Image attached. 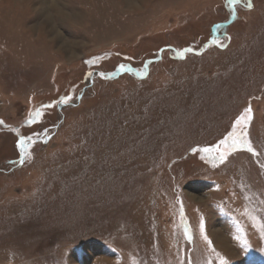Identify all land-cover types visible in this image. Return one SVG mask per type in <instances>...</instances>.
<instances>
[{
    "label": "rangeland",
    "instance_id": "obj_1",
    "mask_svg": "<svg viewBox=\"0 0 264 264\" xmlns=\"http://www.w3.org/2000/svg\"><path fill=\"white\" fill-rule=\"evenodd\" d=\"M0 121V264H264V0H0Z\"/></svg>",
    "mask_w": 264,
    "mask_h": 264
},
{
    "label": "snow or ice",
    "instance_id": "obj_2",
    "mask_svg": "<svg viewBox=\"0 0 264 264\" xmlns=\"http://www.w3.org/2000/svg\"><path fill=\"white\" fill-rule=\"evenodd\" d=\"M229 2L236 3L237 0H229ZM249 7H252V5L249 4ZM217 28H219V25L217 26ZM185 51H190V49H186ZM179 55H182V53H179ZM120 70L121 71H131V69H127L126 66L123 64L120 65ZM101 75H105V73H101ZM112 75H114V73ZM68 99H69L68 97H64L62 98L61 102L66 103ZM250 113H251V109L245 108L244 111L239 116H237V118L235 119L232 125V131L229 132L225 138L221 139L218 142V144L212 145L211 147H203L200 149L201 152L208 155V157L210 158V162L213 163V166H215L216 163H222L227 158L229 153H231L232 151H235L237 148L247 146V150L249 152L254 151L249 141L247 140V135L245 131L247 122L251 120ZM40 115H41V112L39 109H37L35 112L30 113L28 122L29 123L33 122L35 118L39 117ZM0 123H2V121H0ZM237 129H239L240 131L237 132ZM28 139H31V138L21 137V139L18 141V147L20 148L21 153L24 156L27 155L25 149H26V141ZM221 148H223V150H221ZM193 151H196V149H193ZM20 163H24L23 158L20 160ZM181 212H182V209H181ZM253 220H255V217H253ZM200 232H201V235L203 236L204 235V219L203 218H201V221H200ZM184 234L188 239H191V237L188 235V229H187L186 223H185ZM204 239L207 240V236H204ZM244 246H247L246 241L244 242ZM217 255L219 256L218 253ZM220 260H221V264H224L223 257H220Z\"/></svg>",
    "mask_w": 264,
    "mask_h": 264
},
{
    "label": "bare ground",
    "instance_id": "obj_3",
    "mask_svg": "<svg viewBox=\"0 0 264 264\" xmlns=\"http://www.w3.org/2000/svg\"><path fill=\"white\" fill-rule=\"evenodd\" d=\"M40 2H41V4H45V3H47V0H40ZM219 238L221 239V241H222V238L219 236Z\"/></svg>",
    "mask_w": 264,
    "mask_h": 264
},
{
    "label": "water",
    "instance_id": "obj_4",
    "mask_svg": "<svg viewBox=\"0 0 264 264\" xmlns=\"http://www.w3.org/2000/svg\"><path fill=\"white\" fill-rule=\"evenodd\" d=\"M112 73H114V72H112ZM112 73H111V74H112Z\"/></svg>",
    "mask_w": 264,
    "mask_h": 264
}]
</instances>
